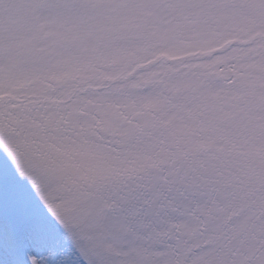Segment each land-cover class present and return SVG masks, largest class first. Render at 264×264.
<instances>
[{
    "label": "snow or ice",
    "instance_id": "obj_1",
    "mask_svg": "<svg viewBox=\"0 0 264 264\" xmlns=\"http://www.w3.org/2000/svg\"><path fill=\"white\" fill-rule=\"evenodd\" d=\"M0 264H264V0H0Z\"/></svg>",
    "mask_w": 264,
    "mask_h": 264
}]
</instances>
